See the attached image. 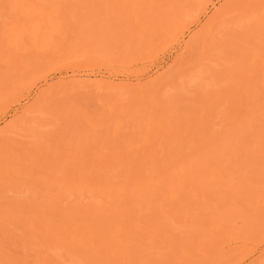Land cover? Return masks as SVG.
<instances>
[{"label":"rangeland","instance_id":"1","mask_svg":"<svg viewBox=\"0 0 264 264\" xmlns=\"http://www.w3.org/2000/svg\"><path fill=\"white\" fill-rule=\"evenodd\" d=\"M14 1L21 3L12 6L19 10L16 16H6L11 4L0 9L7 11L0 12V64L13 51L11 46L8 51L4 27L14 21L13 27L27 31L23 42L42 67L0 110V264H109L112 259H104L102 250H111L110 238L121 236L134 246L125 248L123 264H264L263 228L249 234L238 220L235 234L233 227L220 234L204 223L216 210L211 206L229 207L235 199L252 197L251 192L264 194V121L252 126L262 156L212 158L231 141L223 133L264 96V0H205V9L178 40L152 52L142 47L146 32L139 25L147 31L153 24L146 12L157 8L164 18L183 15L201 0L4 4ZM220 6L227 15L212 33L202 32L208 37L205 45L186 48ZM133 11L149 18L137 21ZM38 30L57 33L45 41ZM83 80L122 87L111 95ZM231 147L244 146L239 141ZM92 158H197L202 160L197 166L189 164L193 159L187 164L201 171L194 189L199 195L167 192L166 198L180 199L177 204L169 199L173 207H144L141 221L132 209L111 224H96V214L75 194L89 180ZM86 226L98 231L92 240L102 245L98 254L58 233Z\"/></svg>","mask_w":264,"mask_h":264},{"label":"bare ground","instance_id":"2","mask_svg":"<svg viewBox=\"0 0 264 264\" xmlns=\"http://www.w3.org/2000/svg\"><path fill=\"white\" fill-rule=\"evenodd\" d=\"M0 1L2 2V0ZM125 1L126 0H124L123 2ZM4 2L2 3L4 5V8H9L11 4V7L9 8L11 11L8 10L9 15L6 14L7 11H4L6 12L4 13L3 10H0V12L6 14L7 17H10L11 14L12 16H16L19 13V10L16 8L21 6L20 2L18 3L19 6H17L16 1H14L13 3L10 2L5 4ZM132 2L130 0L129 3L131 4ZM2 4L0 6V9H4L2 7ZM12 6H16V8H13ZM205 7L206 1L201 0V2L195 3V7L193 10L187 11V13L183 15L169 16L167 18H164L162 13L161 15L156 13L159 10L155 8V10H157H154V12H152L151 14L154 13L152 16L158 14L160 17L156 16L158 17L157 20L153 19L156 17L151 18V14H148V12L144 11L147 13V15L150 16V21H152L153 23L152 25L150 23L151 28H147L146 31V27H143V25H139V22H136L141 27L142 31L146 32L144 34L145 36L143 37L144 43L142 46L143 48H145L144 51L152 52L158 47H161L166 42L178 40L182 33L185 32V29H187L189 25L197 19L198 15L205 9ZM7 8L5 9L7 10ZM138 10L140 9H137V11ZM198 10L199 13L195 14ZM214 12L215 13L211 18H209L207 23L204 26L202 25V30L190 37V42H187L186 48L187 46L188 48H190L191 45H205L206 41H208V37H203L202 32L207 31V33H212V31L214 30V26H216L217 24H221L219 22H222L224 17H226L227 15L224 6L218 7V9ZM3 13H0V16H2ZM13 13L15 15H13ZM136 13H134L133 11V17H135ZM141 14L143 15V12ZM137 15L139 16L136 17L137 21H139L138 19L140 17L142 19L143 17L144 19L149 18L146 17L145 14L144 16H140V14L137 13ZM134 21L136 20L134 19ZM5 25H8V27H4V29L6 28L7 36L9 39L8 47L11 46L13 51L10 50L11 47H9L8 51L12 52H7L6 54H4V57L2 58L4 59L3 63L0 64V68H4L2 69V71H0V110H2L4 106L6 107L8 103L10 104L14 100H16V98H18V95H20V93L27 87L30 81L35 78L34 76L41 70L42 67L41 62L34 55V49L26 47V43L23 42L25 41L24 35L26 36L27 31L21 30L19 27H13L15 26L14 21H10ZM2 29L3 28H1V30ZM1 33L2 31H0V34ZM37 33L39 39L48 41L49 39L53 38V33H57V31L46 33L38 30ZM85 83L94 85L99 90L107 91L111 95L116 94L118 90H120V87H122V85L119 83L104 80H86ZM247 112L248 115L243 119H239V122L235 127L223 133V135L229 138L231 141L229 143H225L222 147L220 146L221 149L219 151H213L212 158H249L252 154H256L259 157L262 156L258 154H261L262 149L258 146V143H254L252 139V126L254 122L260 123L264 121V96L261 97V100L259 102H257V105L251 104V106L248 107ZM239 141H241L244 146L242 149L231 147L234 143L236 144ZM191 159L195 160V158H92L93 164L90 165L91 170L89 174V180L83 183V185L76 190L75 194L77 195V198H79L82 206H84L86 209L92 210V212H94L96 216L99 217L97 218L93 215L97 219L95 220L96 224H111L112 221L116 219V217H123L124 214L129 213V211L132 209L137 212L136 216L138 221H141L143 215H145L141 212L144 207H147L148 209L158 207V209L161 208L162 211V208H166L167 205L173 207L174 204H177L180 199L178 198V202L174 201L176 197H174L172 194H175V191L178 192L186 190L187 193L188 191L190 192V194L188 193V195H191V193L192 195L193 193H196V195H193L195 197L199 195V189L197 191L195 190V192L194 189H197L199 187L198 183L200 182V176L202 178L201 173H199L201 171L196 172V170H193L190 163L192 162V164H196V161L198 162L202 160H197L196 158V160L193 162ZM188 161L191 167L187 164ZM197 165L198 163L196 164V166ZM202 183L203 182H201V185H203L204 187L207 185H204ZM201 191H203V189ZM167 192H173L171 194V196H173L174 198L173 200L168 197L170 194L167 196L168 198L164 196V194ZM157 193H160V195L162 194L163 196H161L160 198H156L158 196ZM251 193L250 195H252V197L249 196V198L245 199L244 201L235 199L229 204V207L220 206V208H215V206H213L214 208H212L211 205L213 204H211V202L209 203L208 200H206L211 206V209L216 210L215 212L213 211V216H209L208 213V216H206V218L203 217L205 219L204 223L207 220V222L210 223L207 224L213 226V233H220L223 228L233 227L232 232H234L235 234L238 229H236L234 224L238 220H241L243 224L242 228L244 230L247 229V232H249V234L251 233L250 231L256 232L257 230H259L262 232V230L260 229H264V223L262 224V222L264 221V215H262L264 213V194L262 193L263 195L257 196L254 195V192ZM155 194H157V196H155ZM169 199L174 201V204L172 203L173 205L169 203ZM190 199L192 200V198ZM185 212H187V210ZM205 215L206 213L200 216L202 217ZM260 221L261 224L258 223ZM195 222L196 220H193V223ZM197 222L195 224H198ZM184 223L187 224V222ZM188 226L189 225L187 224V227ZM136 228L142 229V227L139 226V223L136 224ZM197 229L200 230V227L196 229L191 228V230ZM225 230L230 231V229ZM65 231L67 230H60L58 231V233L61 234L64 232L62 236L68 238L70 243L75 247L80 248L81 250L90 251L94 254H98L99 252H101L102 245L92 243V240L98 234V231L95 228L86 226L80 227L79 229L72 232ZM257 234L258 232H256L255 235ZM237 235L240 236V233H238ZM123 238L124 237L122 236L119 239L111 237L110 240L112 242V249L102 250V252L104 253L102 254L104 259H107L108 261L112 259V263L109 261V264H123V262H125V258L123 259L121 257L125 252V248L132 249L134 247L132 239L129 241H122ZM154 245L155 244L153 242L152 246ZM103 247H105L104 244ZM152 248L153 247H151V249ZM115 260L117 261L115 262ZM98 262H104L102 258H100V256L98 258Z\"/></svg>","mask_w":264,"mask_h":264}]
</instances>
